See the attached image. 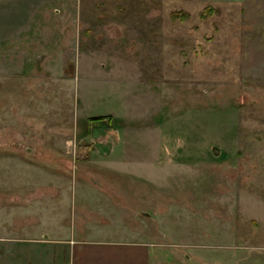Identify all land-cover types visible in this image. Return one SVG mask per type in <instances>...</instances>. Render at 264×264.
Segmentation results:
<instances>
[{
  "label": "rangeland",
  "instance_id": "obj_1",
  "mask_svg": "<svg viewBox=\"0 0 264 264\" xmlns=\"http://www.w3.org/2000/svg\"><path fill=\"white\" fill-rule=\"evenodd\" d=\"M46 190L57 240L264 263V0H0V264L50 263L1 239Z\"/></svg>",
  "mask_w": 264,
  "mask_h": 264
},
{
  "label": "crops",
  "instance_id": "obj_2",
  "mask_svg": "<svg viewBox=\"0 0 264 264\" xmlns=\"http://www.w3.org/2000/svg\"><path fill=\"white\" fill-rule=\"evenodd\" d=\"M34 170H40L42 175L48 174V176H51L50 173L38 167ZM49 186L52 187V185ZM14 199L19 200L14 211L18 210L17 215L21 216L19 222L15 225L16 228L20 227L24 232L21 233L22 235H16V232H13V235H4L1 239L4 241L15 240L16 242L27 238L35 240L41 238L40 243L46 244L44 252L51 256L49 264H52L54 255L62 257L61 264L64 263L65 255L67 264H151V244L139 239L101 238L97 234L100 230L99 227L95 232L97 234L95 236L79 234L75 237L68 230L66 231L68 234L64 235L61 240L50 237L49 232L54 225L51 216L54 214L53 210L58 206H55L53 198L47 190L39 195L31 192L26 194L20 192V195L15 196ZM37 216L39 219H37ZM40 218L41 223L38 225ZM3 230L8 231L5 225ZM32 231L36 234L38 233V235L32 234ZM80 231L83 230L81 229ZM55 247H58L56 248L57 250ZM4 252L6 251L4 250ZM14 264L16 263L14 262Z\"/></svg>",
  "mask_w": 264,
  "mask_h": 264
},
{
  "label": "trees",
  "instance_id": "obj_3",
  "mask_svg": "<svg viewBox=\"0 0 264 264\" xmlns=\"http://www.w3.org/2000/svg\"><path fill=\"white\" fill-rule=\"evenodd\" d=\"M214 11V8H212L211 6H206L204 7V9L199 13L200 17L203 16H207L209 14H211ZM181 13H177V11L175 12H171L170 15L171 17L176 16L177 14H179V16H182V18H185L187 16L186 12H182L179 11ZM111 117L109 115H102V116H93V117H89L86 119L85 123H86V133L89 131L88 125H90L93 122H105L107 124V126L109 125L108 123L110 122Z\"/></svg>",
  "mask_w": 264,
  "mask_h": 264
}]
</instances>
